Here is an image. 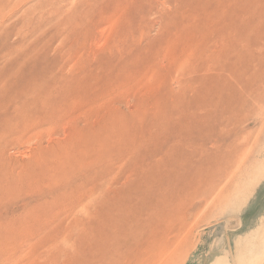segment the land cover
<instances>
[{"label":"rangeland","instance_id":"374dc122","mask_svg":"<svg viewBox=\"0 0 264 264\" xmlns=\"http://www.w3.org/2000/svg\"><path fill=\"white\" fill-rule=\"evenodd\" d=\"M100 1L0 14V264H264V0Z\"/></svg>","mask_w":264,"mask_h":264},{"label":"bare ground","instance_id":"6f19581e","mask_svg":"<svg viewBox=\"0 0 264 264\" xmlns=\"http://www.w3.org/2000/svg\"><path fill=\"white\" fill-rule=\"evenodd\" d=\"M69 3H70V6L69 8H63L66 14V16L68 17H80V18H83L84 16V12H81L80 11V7L84 4V3H88V2H93V3H100L101 1L100 0H68ZM100 1V2H99ZM14 0H0V14L3 12L4 8L10 4V3H13ZM17 2V1H15ZM44 2V1H43ZM46 2V1H45ZM65 2V1H64ZM63 2V3H64ZM51 3V2H50ZM66 3V2H65ZM68 3V2H67ZM12 5V4H11ZM14 5V4H13ZM48 5H49V1H48ZM95 7V6H94ZM7 8V7H6ZM10 8V7H9ZM11 9V8H10ZM7 10V9H6ZM226 10V9H225ZM62 11V10H61ZM86 12V11H85ZM25 14V13H24ZM10 15V14H9ZM27 15V14H26ZM2 17V16H1ZM37 19V18H36ZM81 20V19H80ZM33 21V20H32ZM35 21V20H34ZM12 25V24H11ZM18 29V28H17ZM195 30V29H194ZM202 30V29H201ZM219 50V49H218ZM220 51V50H219ZM88 69V68H87ZM94 69V68H93ZM17 90V89H16ZM39 136V135H38Z\"/></svg>","mask_w":264,"mask_h":264}]
</instances>
